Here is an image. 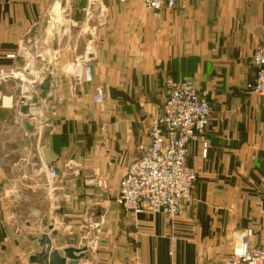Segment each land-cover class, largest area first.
I'll return each instance as SVG.
<instances>
[{
    "label": "crops",
    "instance_id": "1",
    "mask_svg": "<svg viewBox=\"0 0 264 264\" xmlns=\"http://www.w3.org/2000/svg\"><path fill=\"white\" fill-rule=\"evenodd\" d=\"M86 5L0 0V70L21 80L0 81V264H31L44 235L61 257L64 249H88L68 264H218L244 235L258 245L264 233V97L237 96L230 106L226 92L256 77L264 0H201L162 12L110 0L103 22L99 9L84 13ZM49 11H68L74 27L89 28L79 48L74 30L66 46L56 39ZM85 64L93 82L75 96L66 71L75 65L82 75ZM27 65L34 75L51 66L50 95L63 100L35 134L18 124L23 112L40 115L35 103L33 109L18 105L21 84L35 82ZM166 77L194 82L213 108L205 141L188 145L187 163L198 176L194 206L175 220L126 213L116 203L127 167L150 142L148 123L165 104ZM98 87L105 93L101 105L94 102ZM97 175L108 191L87 185Z\"/></svg>",
    "mask_w": 264,
    "mask_h": 264
},
{
    "label": "built area",
    "instance_id": "2",
    "mask_svg": "<svg viewBox=\"0 0 264 264\" xmlns=\"http://www.w3.org/2000/svg\"><path fill=\"white\" fill-rule=\"evenodd\" d=\"M106 1L89 0L88 4L103 5ZM141 1L149 10L160 12L186 9L198 0ZM253 63L257 74L248 84V90L252 95L264 97V30L259 35ZM82 80L85 83L93 81L91 69L87 66L82 67ZM163 89L166 101L151 121L150 142L127 167L119 183L116 203L126 213H153L175 220L194 202L197 175L187 163L188 145L194 140L205 141L212 107L208 93L201 91L190 80L176 81L168 77ZM94 101L104 103L102 87L96 89ZM61 102L58 100L59 104ZM49 176L51 180H56L58 173L50 168ZM87 185H96L108 191L107 181L98 175L88 180ZM218 264H264V233L258 245H252L249 237L244 235L242 244Z\"/></svg>",
    "mask_w": 264,
    "mask_h": 264
},
{
    "label": "water",
    "instance_id": "3",
    "mask_svg": "<svg viewBox=\"0 0 264 264\" xmlns=\"http://www.w3.org/2000/svg\"><path fill=\"white\" fill-rule=\"evenodd\" d=\"M95 7L94 4L90 5V9L93 10ZM68 11H65L64 14H68ZM51 13L47 15V22L49 27L51 29L58 28L57 34H55L56 39L61 38L62 45L66 46L68 44V37H69V31L68 28H66V23L62 19V21H57L56 19L53 20ZM62 17V15H61ZM106 17V13L103 10L101 15V21L103 22L104 18ZM59 20V19H58ZM56 45L57 41H56ZM63 46L61 47L63 49ZM25 49V47H24ZM56 55H58V49L56 52ZM36 58V48L34 46L32 58L29 60V65L31 66V62L34 61ZM90 60V53L85 58V61L89 63ZM27 65L25 68V73H28L29 75L33 76L35 78V82H25L22 83V87L19 88V95H34L40 105V117L43 122H49L55 115L53 113V97L50 95L52 91V83L54 81V75L52 71V67H48V69H45L43 72V75H34L30 71V66ZM66 73L71 78V86H72V93L75 96H78L80 94V88H81V75H77L76 67L71 66L67 69ZM2 81L5 83L11 82V81H17L21 82L19 79H13L11 77H4L2 78ZM24 120V123H21V126L28 130L29 132H34L35 129V120H30L28 117H20L18 119V122ZM52 230V229H51ZM52 238L49 235H44L42 239L39 241V249L40 251L35 253L31 259V264H68L67 260L71 262H78L82 260L85 257L86 252L88 251L87 248L75 250L72 248L64 249L63 250V257L57 252L53 251V243Z\"/></svg>",
    "mask_w": 264,
    "mask_h": 264
},
{
    "label": "rangeland",
    "instance_id": "4",
    "mask_svg": "<svg viewBox=\"0 0 264 264\" xmlns=\"http://www.w3.org/2000/svg\"><path fill=\"white\" fill-rule=\"evenodd\" d=\"M58 1H60V0H58ZM69 1H72V2H79V1H81V0H69ZM87 1V5L85 6V8L82 10L84 13H86V12H88V13H92V11H95V10H97V9H99V12H100V15H99V18H101V15H102V12H103V7H104V5L106 4V3H108L110 0H107L103 5H95V7H94V9L93 10H91L90 9V5L91 4H89V6H88V1L89 0H86ZM117 1H119V2H121L120 0H117ZM199 1H201V0H198L196 3H198ZM61 2H62V0H61ZM130 2H141L142 3V1L141 0H125L124 2H121V3H130ZM195 3V4H196ZM54 4V3H53ZM143 4V3H142ZM144 5V4H143ZM191 6H193V5H190L189 7H191ZM144 7H146L145 5H144ZM188 6H187V8H189ZM147 8V7H146ZM186 8V9H187ZM148 9V8H147ZM186 9H182V8H177V9H175V10H186ZM172 11V10H171ZM160 12H162V11H160ZM48 14H50V11H49V13ZM51 15H52V19L53 20H57V21H62V19H64L65 18V22H66V28H68V33H70V31L71 30H74L73 31V34H79V36L77 37V48H79V46H80V42L81 41H83V38H82V36L84 35L83 34V30H85V28H80V27H78V25H77V27H74L73 26V22L72 21H70V19H68L69 18V15L68 14H62L60 11H54V12H52L51 11ZM61 15H62V17H61ZM45 17H47V14H46V16ZM93 16L91 15V18H92ZM62 18V19H61ZM59 19V20H58ZM67 19H68V21H67ZM83 24V23H82ZM72 28H74V29H72ZM89 28H87L86 30H88ZM85 30V31H86ZM82 31V32H81ZM72 32V31H71ZM87 33L89 32V31H86ZM41 44L39 43L38 44V46H40ZM39 58V57H38ZM84 62L86 63V64H88L86 61H85V57H84ZM75 65H77V63H74ZM84 65V66H87V67H89L90 68V66H88V65ZM254 64V63H253ZM75 65H71V66H75ZM71 66H69V67H71ZM91 69V68H90ZM56 70V69H55ZM1 72L4 74V76L5 77H11V78H13V79H18V78H15L16 76H15V74L14 73H9V72H7V70L6 69H1L0 70V75H2L1 74ZM56 72V71H55ZM91 73H92V70H91ZM55 75H56V73H55ZM93 75V74H92ZM57 77H59V76H57L56 75V80H57ZM81 77H82V75H81ZM2 78H4V77H1L0 76V81L1 82H3L2 81ZM54 78H55V76H54ZM168 77H166L165 78V80L167 79ZM170 78V77H169ZM164 80V81H165ZM82 82H81V85L82 84H91V83H85V82H83V80H81ZM93 82V81H92ZM250 82H245L244 83V85L239 89V90H233V91H227L226 93H227V96H228V101H229V104H230V106L232 105V102H233V100L237 97V96H239L240 97V99H241V101H243V100H247V99H251V98H257V96H255V95H252L250 92H249V90H248V84H249ZM21 87H22V84H21ZM104 90V89H103ZM164 90V89H163ZM164 94H165V92H164ZM166 96V95H165ZM36 100V97L34 96V95H28V94H26V95H20V99H19V103H18V105H19V107H24V109H27V108H32L31 107V105L33 104V103H35V105L37 106L38 105V107L40 106L37 102L38 101H35ZM58 100H62V99H55L54 101H53V113H54V115L56 116V113H57V110H58V108H59V106L60 105H62L63 104V100H62V102L59 104L58 103ZM95 102V101H94ZM104 102H105V93H104ZM101 105V104H100ZM211 105V104H210ZM212 107V106H211ZM33 109V108H32ZM212 112H213V108H212ZM24 114H25V112H23ZM23 113H21V114H19V116H25V117H28V119H30V120H35L36 121V123L34 124L35 125V131L34 132H32L33 134H35V133H37L39 130H40V128H41V126H39L40 124H41V122L43 123V125H45V124H49L50 123V121L47 123V122H43L42 121V119H41V117H40V115H39V110H38V113L36 112V113H34L35 115V117H30V116H28V115H24ZM160 113V112H159ZM159 113H157L156 115H158ZM155 115V116H156ZM212 115V114H211ZM54 116V117H55ZM155 116H152L151 118H150V120H149V123H148V133H149V137H150V126H151V121H152V119L155 117ZM21 123H24V120H21V121H19L18 122V124H20L21 125ZM44 127H42V129H43ZM146 148V147H145ZM192 169V168H191ZM194 170V169H193ZM195 171V170H194ZM196 173V172H195ZM196 175H197V173H196ZM197 179H198V176H197ZM197 183V182H196ZM195 187H196V184H195ZM87 195H89V193L87 194ZM193 196H194V202H193V205L190 207V208H188V209H186V210H189V209H191L193 206H194V203H195V188H194V193H193ZM185 210V211H186ZM184 211V212H185Z\"/></svg>",
    "mask_w": 264,
    "mask_h": 264
}]
</instances>
